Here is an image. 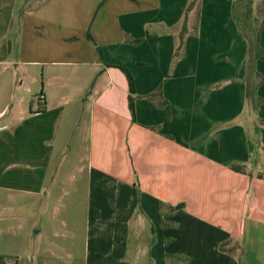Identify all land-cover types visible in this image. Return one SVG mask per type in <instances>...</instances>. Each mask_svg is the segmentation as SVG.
Listing matches in <instances>:
<instances>
[{
	"label": "crops",
	"instance_id": "crops-1",
	"mask_svg": "<svg viewBox=\"0 0 264 264\" xmlns=\"http://www.w3.org/2000/svg\"><path fill=\"white\" fill-rule=\"evenodd\" d=\"M190 1L0 0V264H264V56L251 111Z\"/></svg>",
	"mask_w": 264,
	"mask_h": 264
},
{
	"label": "trees",
	"instance_id": "trees-1",
	"mask_svg": "<svg viewBox=\"0 0 264 264\" xmlns=\"http://www.w3.org/2000/svg\"><path fill=\"white\" fill-rule=\"evenodd\" d=\"M194 3V0L190 1L184 12L182 19L181 31L179 33V43L177 51L181 46V41L186 31V15L190 11V5ZM252 3L253 0H232L231 2V18L246 41L247 46V57H246V72H245V101L251 111H254L259 104V100L255 96L256 88L259 83L260 77L255 69V61L264 56V51L259 45V28L253 25V14H252ZM119 68L126 76L129 96H128V107L129 110H133V82L132 77L128 71L122 67ZM42 109V108H41ZM235 169V168H233Z\"/></svg>",
	"mask_w": 264,
	"mask_h": 264
},
{
	"label": "rangeland",
	"instance_id": "rangeland-1",
	"mask_svg": "<svg viewBox=\"0 0 264 264\" xmlns=\"http://www.w3.org/2000/svg\"><path fill=\"white\" fill-rule=\"evenodd\" d=\"M252 14H253V25L257 28L260 21L264 19V0H253L252 3ZM16 16L17 13H16ZM11 38V37H9ZM20 82V79H19ZM252 116L255 117L254 112H252ZM40 209H43V205H38ZM22 215H30L28 213Z\"/></svg>",
	"mask_w": 264,
	"mask_h": 264
},
{
	"label": "built area",
	"instance_id": "built-area-1",
	"mask_svg": "<svg viewBox=\"0 0 264 264\" xmlns=\"http://www.w3.org/2000/svg\"><path fill=\"white\" fill-rule=\"evenodd\" d=\"M36 99H37V101H38V102H40V103H41V102H42V100H43V96H42V95H39V96H37V98H36Z\"/></svg>",
	"mask_w": 264,
	"mask_h": 264
}]
</instances>
